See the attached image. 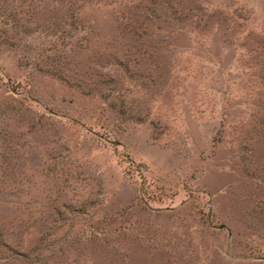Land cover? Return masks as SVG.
Wrapping results in <instances>:
<instances>
[{
	"label": "rangeland",
	"instance_id": "1",
	"mask_svg": "<svg viewBox=\"0 0 264 264\" xmlns=\"http://www.w3.org/2000/svg\"><path fill=\"white\" fill-rule=\"evenodd\" d=\"M0 264H264V0H0Z\"/></svg>",
	"mask_w": 264,
	"mask_h": 264
}]
</instances>
